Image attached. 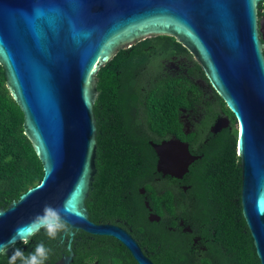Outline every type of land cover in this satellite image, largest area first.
<instances>
[{"label": "water", "instance_id": "obj_1", "mask_svg": "<svg viewBox=\"0 0 264 264\" xmlns=\"http://www.w3.org/2000/svg\"><path fill=\"white\" fill-rule=\"evenodd\" d=\"M261 1L0 0L5 88L43 172L35 186L0 208V245H6L0 256L25 243L12 241L16 229L49 204L70 213L67 254L53 264L71 263L74 231L110 237L136 264H153L125 230L91 222L84 200L95 173L96 71L120 48L167 36L193 56L234 119L240 215L258 264H264V60L256 29Z\"/></svg>", "mask_w": 264, "mask_h": 264}, {"label": "trees", "instance_id": "obj_2", "mask_svg": "<svg viewBox=\"0 0 264 264\" xmlns=\"http://www.w3.org/2000/svg\"><path fill=\"white\" fill-rule=\"evenodd\" d=\"M150 44L159 51L171 54H181L185 50L172 37L145 39L132 47L117 50L94 75L95 173L84 200L88 219L93 223H113L129 229L138 245L149 252L154 264H258L238 204L235 128H232L231 136L222 142L223 156L230 159V164L223 166L224 170L219 174L222 166L217 167V164L224 161L213 160L215 169L212 170V159H208L204 172L200 173L198 169L190 175L191 188L186 195L188 207L182 205V198L175 201L167 193L149 192L147 202L162 222L141 225L146 222V217L137 189L145 178L151 176L155 158L144 137L134 133L127 118L136 104L138 91L131 80L132 74L144 64L147 57L143 50ZM195 69L197 71L198 67ZM144 91L150 129L160 136L168 132L181 140L187 139L181 137L175 117L178 108L189 107V97L194 93L187 81L183 78H161L154 83L149 81ZM227 113L234 125L231 113L228 110ZM21 124L22 114L5 88L0 67V208H5L35 186L43 173L30 142L23 135ZM176 218L188 226L189 232L176 224L168 230L169 223ZM73 233L70 245L75 255L73 264H91L92 260L97 264H135L125 248L115 240L90 236L81 231ZM193 237L206 246L202 254L204 258L200 260L191 250ZM59 240V237L49 240L41 231L24 244L15 243L12 253L19 248L27 254L34 250L37 243L43 242L51 248L46 261V264H51L59 257V250L63 251L67 234L57 245ZM82 243H87L88 248ZM11 255L0 256V264H9ZM17 264L20 262L17 261Z\"/></svg>", "mask_w": 264, "mask_h": 264}, {"label": "flooded vegetation", "instance_id": "obj_3", "mask_svg": "<svg viewBox=\"0 0 264 264\" xmlns=\"http://www.w3.org/2000/svg\"><path fill=\"white\" fill-rule=\"evenodd\" d=\"M256 29L257 38L261 45V55L264 60V0L261 1L258 7V16H256ZM154 37L156 36L142 38L135 41L133 44L120 49L132 47L145 39H153ZM174 42L179 44L175 40ZM179 46L185 49L181 44H179ZM143 53L147 59L144 61V64L141 66L138 72L134 73V75L132 74L131 80L135 82V87H137L138 91L136 93L137 97L135 99L136 104L134 105V108L129 111L127 120H129L130 127L133 129V131H135L134 133L144 137L147 147L153 152L155 158L151 176L145 178L142 185L137 189L139 196H141L143 200V213L146 217V222L141 225L146 226L153 223L161 224L162 222L158 213L154 212L153 207L147 202V199H149L150 196L149 192L154 191L158 194L167 193L173 196L175 201H177L176 199L180 200V198H182L184 199L182 205H186L185 207H188L189 199L186 195L191 188L190 175H194L198 169L200 170V173L204 172L206 166L208 165V159H212V163L210 164V167H213L212 170L215 169L213 166V160L219 161L222 159L224 161L222 164L220 162L217 164V167L222 166L220 167L219 174L224 170L223 166L227 167L228 164H230V159L228 157L225 159L223 156L222 142L224 141V138L227 139L231 136L233 124L229 118L225 105L221 104L223 102L210 87L207 80L205 79V76L203 75L201 68L186 49L184 52H181V54H171V52L159 51L154 45L150 44L149 48H144ZM176 57L184 59L182 74L170 75L164 72L163 63L170 58ZM196 66L198 67L197 71L195 69ZM177 69H179L178 66ZM166 77L183 78L194 89V93L189 97V107L178 108L175 115L179 131L182 135L181 137H186L187 139L185 140H181L179 137L168 132H165L160 136L159 133L153 132L150 129V126L147 125V117L144 105L145 98L143 97V94L145 93L144 89L148 86L149 81L154 83L159 79ZM199 106L200 109L198 111L199 114L197 119L193 123H190L187 120V115L195 111ZM154 146L162 149L163 154L161 156L163 157V160H161L162 157L156 153ZM193 157L194 159L191 160ZM215 173L216 171H214V174ZM175 224L179 226L180 224L185 223H183L182 220H177V218L173 219V221L169 223V226L167 227L168 230H172ZM113 225L118 226L130 234L129 229H125L117 224ZM186 232H189L187 225ZM130 236L137 243V240L131 234ZM59 238L60 240L57 242V245L61 243V241L64 239V236L62 238L60 235ZM65 245L66 243L63 246V251L65 250ZM81 245L88 248L87 243H82ZM196 245L200 247L199 250L196 248ZM138 247L142 254L151 261L149 258V252L139 245ZM205 249L206 246L202 244L197 237L191 238V250L196 258L199 260L204 258L202 254H204ZM63 251L59 250V257L62 254H67L66 251L65 253ZM72 255L73 256L70 264H73V259L75 257L73 253ZM91 262V264H97L95 260H92Z\"/></svg>", "mask_w": 264, "mask_h": 264}, {"label": "clouds", "instance_id": "obj_4", "mask_svg": "<svg viewBox=\"0 0 264 264\" xmlns=\"http://www.w3.org/2000/svg\"><path fill=\"white\" fill-rule=\"evenodd\" d=\"M23 199H27V196ZM67 215H70V213L66 206L57 208L45 204L41 213L34 216L27 224L21 225L16 229L12 241L19 239L26 243L31 237L41 231L44 232L49 240H56L61 233L66 235L69 232V224L65 219ZM5 253L6 245H0V254ZM50 253L51 248L47 247L45 243L39 242L34 250L27 254L19 248L15 249L9 259V264H17V261L20 264H46Z\"/></svg>", "mask_w": 264, "mask_h": 264}, {"label": "rangeland", "instance_id": "obj_5", "mask_svg": "<svg viewBox=\"0 0 264 264\" xmlns=\"http://www.w3.org/2000/svg\"><path fill=\"white\" fill-rule=\"evenodd\" d=\"M161 65V64H160ZM184 65V59L176 57V58H170L169 60H167L166 62L163 63V70L164 72L168 73V74H182V68ZM177 66L179 69H177ZM176 72V73H175ZM201 106V105H200ZM200 106L196 108L195 111L191 112L190 114L187 115V120L190 123H193L198 116V111L200 109ZM233 128H235V124L233 125ZM183 230L186 231V224H180L179 225ZM24 244V243H23ZM196 248L199 250L200 247L198 245H196Z\"/></svg>", "mask_w": 264, "mask_h": 264}]
</instances>
